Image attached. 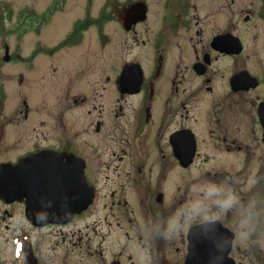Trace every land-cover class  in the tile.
<instances>
[{
	"label": "flooded vegetation",
	"instance_id": "flooded-vegetation-1",
	"mask_svg": "<svg viewBox=\"0 0 264 264\" xmlns=\"http://www.w3.org/2000/svg\"><path fill=\"white\" fill-rule=\"evenodd\" d=\"M188 2L125 12L129 80L73 71L0 113V264H264L239 235L264 232V2ZM234 153L263 162L250 191Z\"/></svg>",
	"mask_w": 264,
	"mask_h": 264
},
{
	"label": "rangeland",
	"instance_id": "rangeland-1",
	"mask_svg": "<svg viewBox=\"0 0 264 264\" xmlns=\"http://www.w3.org/2000/svg\"><path fill=\"white\" fill-rule=\"evenodd\" d=\"M166 1L170 0H0V89L4 87L7 91L8 87L13 86V89H9L3 97L0 94V113L11 110L16 113L21 112L24 108L22 102L24 98H28L26 91L29 85L34 91H39L35 99L28 98L29 104L32 102L36 104L42 95L44 98L45 89L47 91L48 87L54 88L57 83L66 81L67 76L73 71L78 72L80 84L84 83L82 89H86L85 82L90 69H95V73L100 74L101 79L110 77L111 81H114V77L119 76L125 64L136 60L130 53V48L128 50L123 43L121 44L124 40L122 35L127 34L126 30H132L139 21L135 18L141 17V13L144 15L143 10H153L151 6L155 7L156 4L159 10L160 5ZM180 1L175 0L176 3ZM188 1V3H231L232 0ZM233 1L234 3L264 2V0ZM143 3L146 9L141 8ZM125 12L128 16L136 14L128 27L123 22ZM156 18L157 16L154 19ZM128 38H130L129 34ZM131 42L129 40L128 44L131 45ZM20 79H22L21 83ZM82 89L80 92L83 91ZM98 93L97 90L96 96ZM111 95H113L111 91L109 94L105 93V96ZM85 109L78 108L76 111L84 115ZM55 112L57 116L56 108ZM203 127V124L202 126L198 124L196 128L201 130ZM205 152L210 155L215 154L217 157L229 156L226 153ZM230 155L232 162L228 167L232 170L251 169V176L245 187V190L250 191L253 175H258L262 170L261 163L264 159L263 162H258L254 157L255 160L250 162V166L244 167L242 158H239L242 157L241 153ZM199 171L200 162H196L191 169L192 177L198 175ZM260 180L261 178L256 179V184ZM254 191L257 195H261L264 192L263 186L254 187ZM242 227L245 230L240 231L239 235L244 241L248 240L250 232V236L253 231L263 234L260 242L261 248L264 249V232L258 231V226L249 231L247 222L242 223ZM240 262L248 264L245 257L240 258Z\"/></svg>",
	"mask_w": 264,
	"mask_h": 264
},
{
	"label": "water",
	"instance_id": "water-1",
	"mask_svg": "<svg viewBox=\"0 0 264 264\" xmlns=\"http://www.w3.org/2000/svg\"><path fill=\"white\" fill-rule=\"evenodd\" d=\"M127 72L128 71H123L121 73V76H120V82L123 83L122 81H127L129 80L128 76H127ZM137 80V79H136ZM135 80V81H136ZM138 84V83H137ZM258 112H259V119H260V122H261V125L262 127L264 128V102H262L260 105H259V109H258ZM229 246H230V242H229V245L227 246V249H229Z\"/></svg>",
	"mask_w": 264,
	"mask_h": 264
}]
</instances>
